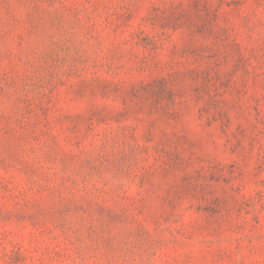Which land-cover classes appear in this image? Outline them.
<instances>
[{"label":"rangeland","instance_id":"obj_1","mask_svg":"<svg viewBox=\"0 0 264 264\" xmlns=\"http://www.w3.org/2000/svg\"><path fill=\"white\" fill-rule=\"evenodd\" d=\"M0 264H264V0H0Z\"/></svg>","mask_w":264,"mask_h":264}]
</instances>
